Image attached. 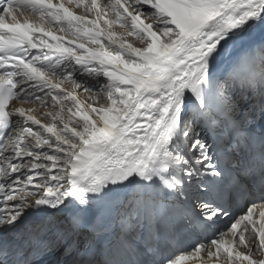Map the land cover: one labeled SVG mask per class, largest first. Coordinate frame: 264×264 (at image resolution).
<instances>
[{
    "label": "snow or ice",
    "instance_id": "1",
    "mask_svg": "<svg viewBox=\"0 0 264 264\" xmlns=\"http://www.w3.org/2000/svg\"><path fill=\"white\" fill-rule=\"evenodd\" d=\"M257 119L264 0H0V264H264Z\"/></svg>",
    "mask_w": 264,
    "mask_h": 264
},
{
    "label": "bare ground",
    "instance_id": "2",
    "mask_svg": "<svg viewBox=\"0 0 264 264\" xmlns=\"http://www.w3.org/2000/svg\"><path fill=\"white\" fill-rule=\"evenodd\" d=\"M82 10L81 9H79V12L78 13H80ZM118 31H124V29H117ZM136 46H142L141 45V43L139 42V41H136V40H134L133 39V41H132ZM231 63H232V58H229V59H226V60H223V61H221L220 62V64H219V67H218V72H220V73H228L229 72V70H230V66H231ZM103 78V77H102ZM105 81H106V78H103ZM81 95H83V94H81ZM102 102V101H101ZM25 106H30V105H25ZM224 130H221L220 132H218L217 134H216V137H220V139L222 140H224Z\"/></svg>",
    "mask_w": 264,
    "mask_h": 264
},
{
    "label": "rangeland",
    "instance_id": "3",
    "mask_svg": "<svg viewBox=\"0 0 264 264\" xmlns=\"http://www.w3.org/2000/svg\"><path fill=\"white\" fill-rule=\"evenodd\" d=\"M104 81V83H106L107 82V80L105 81V80H103ZM102 95V94H101Z\"/></svg>",
    "mask_w": 264,
    "mask_h": 264
}]
</instances>
